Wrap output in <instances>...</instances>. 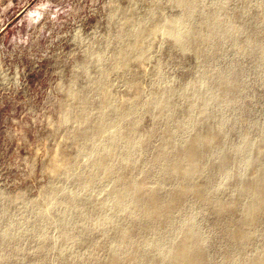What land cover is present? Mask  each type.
<instances>
[{
    "label": "rangeland",
    "instance_id": "1",
    "mask_svg": "<svg viewBox=\"0 0 264 264\" xmlns=\"http://www.w3.org/2000/svg\"><path fill=\"white\" fill-rule=\"evenodd\" d=\"M190 1L0 0V264H108L123 230L138 226L126 217L129 204L111 206L113 186L144 171L147 182L163 181L152 157L166 127L181 121L176 148L195 133L194 121L219 123L228 135L203 152L215 161L205 169L211 177L186 182L204 185L211 199L190 194L161 238L173 244L194 223L210 264L264 255V209L242 247L228 237L237 213L217 209L264 171V0H196L188 12ZM164 88L175 106L157 118L155 93ZM210 94V117L199 118ZM242 145L223 175L219 158ZM106 166L115 167L109 177ZM242 194L245 203L255 198Z\"/></svg>",
    "mask_w": 264,
    "mask_h": 264
},
{
    "label": "bare ground",
    "instance_id": "2",
    "mask_svg": "<svg viewBox=\"0 0 264 264\" xmlns=\"http://www.w3.org/2000/svg\"><path fill=\"white\" fill-rule=\"evenodd\" d=\"M196 0H191L186 8L188 12L195 10ZM140 29V28H139ZM201 35V34H200ZM208 36V33H205ZM183 33L179 32L175 36L176 40H181ZM229 80H225L226 87ZM200 83V80L197 81ZM224 85V84H223ZM224 88V86H223ZM222 88L219 92H222ZM224 88L223 91H225ZM174 91L172 89H159L155 93V101L157 105L155 117L163 115V109H173L175 104L172 101ZM209 93V90H208ZM190 107L193 108L198 95L190 96ZM215 99L210 94L209 98H204L201 108L199 109V118L210 117V103ZM192 122V121H191ZM195 122V121H194ZM192 123L195 127L198 126L195 133L187 140V142L180 146L175 147V129L184 128L188 122L181 121L178 126H168L165 129L166 138L163 144L156 150L152 157L153 162L159 163L158 174L164 180L155 183H149L148 178L151 171H144L141 177H138L133 182H128L127 177L122 181V185L117 182L111 191V206L121 207L123 204H129L130 209L125 213L134 225L138 224L137 228L128 227L123 230L121 239L117 244L114 252H112L108 259V264H210V259L206 249V239L203 235L196 232L194 228V215L189 214L185 217L186 221L192 222L191 227L179 228V236L176 242L171 244L170 239L161 238L160 234L170 226L177 216L179 208H181L187 201L190 194H193L195 199L202 203H207L211 199L210 192L207 191L204 185L195 184L188 187L186 182L194 177L207 174L205 169L210 167L215 161L213 158H202L203 152L206 148L211 146H219L223 143L228 135V130L223 128L219 123L211 125L210 127H203L198 125V122ZM139 137V136H138ZM136 138V137H135ZM245 146L237 147L234 151L225 150L218 161V170L225 176H229L226 168L233 162V152L243 151ZM264 151V142L259 146L257 156ZM255 156V159L258 157ZM114 166H106L104 176L109 177L114 172ZM233 172L232 175H237ZM170 177L179 178L183 184L181 187L168 188L166 179ZM165 183V185H164ZM164 192V200H157V194ZM240 193L234 195L226 202L217 204V209L220 214L229 213L235 215V222L232 229L228 234L229 241L242 247L249 241L253 235V227L258 222V216L264 209V171L256 172L253 177L242 181L240 184ZM242 193L253 195L255 198L251 203H245L242 199ZM101 206V205H100ZM160 221V224H159ZM181 229V230H180ZM153 232L152 236L140 240V233ZM67 232V231H66ZM65 232V233H66ZM69 233V232H68ZM66 233V234H68ZM67 236V235H66ZM128 240V246H124V241ZM109 246V244H107ZM153 247V251L146 249ZM127 248L125 257H122L123 249ZM230 258L231 251L227 252ZM229 258L227 260L229 261ZM244 256L235 260L242 261ZM251 264H264V255L254 259Z\"/></svg>",
    "mask_w": 264,
    "mask_h": 264
}]
</instances>
